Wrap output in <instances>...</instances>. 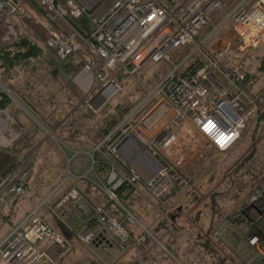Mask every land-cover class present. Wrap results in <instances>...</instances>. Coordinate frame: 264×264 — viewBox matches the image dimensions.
I'll use <instances>...</instances> for the list:
<instances>
[{
    "label": "built area",
    "instance_id": "built-area-1",
    "mask_svg": "<svg viewBox=\"0 0 264 264\" xmlns=\"http://www.w3.org/2000/svg\"><path fill=\"white\" fill-rule=\"evenodd\" d=\"M228 1L0 0V16L21 18L31 35L58 58L69 59L83 52L84 65L75 80L84 90L96 91L91 103L95 108L123 88L112 76L115 70L135 77L148 59L174 63L145 88V94L120 115L94 148L107 167L97 184L122 208L124 216L91 200L76 185L57 197L62 185L75 176L69 171L65 180L0 240V264H55L71 249V240L49 222L42 209L58 215L81 242L98 243L112 257L105 235V230L109 231L117 250L123 252L131 242L130 223L145 228L120 200L118 192L123 185L141 183L155 199L166 202L190 184L186 171L189 153L204 157L196 134L206 139L207 146L220 150L237 142L250 120L264 108V86L255 92L247 88L246 71L232 51L235 46L241 51L264 46V0L252 5V0H239L225 12ZM217 14L223 15L215 20ZM228 24L235 41L222 38ZM171 51L178 52L177 60ZM3 88L18 100L10 88ZM169 112L170 118L165 119ZM92 157L95 163L94 154ZM32 175L30 155L18 158L3 175L0 215L12 198L26 193ZM250 204L253 209L264 204L263 186L254 190ZM247 238L253 254L236 264H254L257 257L264 262V228L251 230Z\"/></svg>",
    "mask_w": 264,
    "mask_h": 264
},
{
    "label": "rangeland",
    "instance_id": "rangeland-1",
    "mask_svg": "<svg viewBox=\"0 0 264 264\" xmlns=\"http://www.w3.org/2000/svg\"><path fill=\"white\" fill-rule=\"evenodd\" d=\"M0 19L5 20L0 21V44L14 40L17 34L14 27L18 29L22 26L23 35L30 37L41 48V54L34 58L27 70L29 78L26 80L34 84L30 87L33 89L34 97L39 98L34 102L39 111L35 113V123L23 113L17 117L12 115L11 112L14 111L12 107L9 110L0 108V120L7 121L5 126L0 125V146L9 147L15 141H19V146L12 151L14 158L16 157L17 160L24 155H30L33 159V175L26 187V193L12 198L2 209L1 239L36 201L42 199L64 177L69 166L75 169L77 165L79 170L90 169L91 173L95 170L102 176L106 175L107 167L100 162L98 152L94 151L95 146L112 127V123L118 120L122 111L142 97L145 88L152 86L167 70H171L174 63L166 59L160 61L148 59L135 73V77L137 80L140 79L141 83L135 77L124 74L122 69L115 70L112 76L123 88L109 101L95 108L91 103L96 91L84 90L75 80L84 65L82 51L69 59L62 60L52 50L46 48L41 40L25 32L26 28L21 18L2 15ZM82 21L91 25L86 17H82ZM8 23L12 26H7ZM171 55L174 60L178 59L177 51H171ZM233 57L237 63H242L241 52L233 51ZM242 64L244 68L245 65ZM253 78L251 88L255 89L253 91L255 92L259 87L264 86V79ZM15 81L18 84V80ZM3 84L10 88L9 85ZM10 90L14 92H12L14 96L16 90L13 88ZM20 104L31 113L25 103ZM44 118L49 122L44 121ZM28 125H30L29 129L26 127ZM189 128L188 125L187 129ZM196 135L201 145L199 151L204 153V157L189 153L190 164L187 175L191 180L183 190L188 201L184 205L186 209L182 220H185L187 214L186 217L190 221L200 222V225L210 224V229L218 224L234 223L237 230L248 240L251 230L264 228V204L255 209L250 204L254 190L260 186L264 187V108L256 113L237 142L227 150L207 146L206 139L199 134ZM80 148H83V153L76 156V151ZM71 185H74L73 180L63 187L66 189ZM85 185L91 189V185L83 181V186ZM179 194L166 202H161L148 192L145 185L139 183L124 187L119 196L125 206L137 211L139 217L144 220L147 212L148 215L153 211L161 212L165 208L173 211L180 204L177 196ZM51 200L54 201L53 198ZM103 201L108 202L105 199ZM156 213L154 217H159L158 212ZM60 227L56 229L71 240L72 247L55 264H130V261L133 262L132 264H137L134 257H123L121 255L123 252L118 250H113V256L109 257L108 251L102 245L85 244L63 224ZM253 251L251 247L252 253L241 255L238 260L252 255ZM212 259L214 260V257ZM257 260L261 261V258H255L254 264ZM261 264L264 262L262 261Z\"/></svg>",
    "mask_w": 264,
    "mask_h": 264
},
{
    "label": "crops",
    "instance_id": "crops-1",
    "mask_svg": "<svg viewBox=\"0 0 264 264\" xmlns=\"http://www.w3.org/2000/svg\"><path fill=\"white\" fill-rule=\"evenodd\" d=\"M238 1L239 0H229L225 4V12L229 11ZM255 1L257 0H252L249 5H252ZM223 14L215 15L214 19H219ZM1 20L4 19H0V21ZM23 24L26 28L25 32L32 36L31 31L27 29L24 22ZM7 26L12 25L8 23ZM14 28L16 30L15 33H17L15 34L16 36L14 38L16 39L18 35L23 34V28L22 26H20L18 29L16 26ZM221 35L223 39H232L234 41L236 40V35L229 24L226 25V28ZM233 51L241 52V62L244 63V68L246 71V85L250 91H254L255 89L253 90V88H251V83L254 80L253 77H259V80L264 79V46L251 48L247 51H241L235 46ZM30 85L33 86L34 84L30 83L25 85V89L22 82L19 85L17 84L16 89H14L16 90L15 95L18 100L12 99L13 101L5 109L9 110L10 107H12V110H14L12 112L10 111L12 115H15L17 117L18 115L21 116V114L23 113L31 121H33V123H35L36 114L31 109V107L26 104V101L30 103L37 102L39 98L34 97L35 94L32 92L33 89H31ZM0 86L2 88L6 87L2 82H0ZM20 103H25L26 106L30 109L31 113L26 111ZM170 114L171 113L169 112L165 116V119H169ZM26 127H28L29 129L30 125ZM76 152V156L82 154L83 148L77 149ZM195 154L191 155L193 156ZM189 164L190 159L188 155V164L186 167L187 172ZM77 169V165L75 166V169L69 166L67 170L68 172L50 189V191L47 192L46 195H48V193H50L57 185H59V183L65 180L69 171H72L75 176L68 179L62 185L60 191H58L57 193V197L62 194L61 192H64L68 188L67 187L65 189V187L63 186L69 181L73 180L74 185L78 186L91 200L106 205L110 211L112 209V213L123 217L124 213L122 211V208L114 205L113 202L109 201L103 190L97 184V178L99 176H102V174L97 173L95 170L94 173H91L90 169L85 171H83V168H81L80 170ZM82 173L88 174L86 177H80L79 175H81ZM83 181L87 182V184H90L91 187H89L91 189L86 187L87 185L83 186ZM75 182L80 183L76 184ZM177 196L180 204L173 211H171V209L169 208H165V210H162L161 212L153 211L148 215L147 212L145 214L146 219L144 220L139 217L140 215L136 213L137 211L135 212L131 210L138 218V220L143 223L145 228L140 223H130L129 229L131 232V242L128 248L121 254L123 257H134V259H136L137 261V264H235L239 256L249 255L252 253L251 246L248 240H246V237L237 230L236 224L234 223H223L221 224L222 226L218 224L217 226H214L213 229H210V224L200 225V222L197 223V221H190V219L186 217L187 214L185 215V220H182L183 212L186 209L184 208V205L187 203L188 197L185 191H183L182 193L180 192V194ZM42 199L36 201L34 204H37ZM103 199L108 202L103 201ZM120 200L122 201L121 197ZM29 210H27L19 218V220L24 217V215ZM156 212H158L159 217H154V214H157ZM42 213L47 217L49 222L55 228H61L60 226L62 225V222L58 215L51 213L47 209H42ZM17 222H15V224ZM15 224H13L12 227ZM216 230L220 231V233L215 234ZM105 235L110 241V250L116 251L117 247L113 235L109 231H105ZM212 257H214V260L212 259ZM261 263L262 260L256 261V264Z\"/></svg>",
    "mask_w": 264,
    "mask_h": 264
},
{
    "label": "trees",
    "instance_id": "trees-1",
    "mask_svg": "<svg viewBox=\"0 0 264 264\" xmlns=\"http://www.w3.org/2000/svg\"><path fill=\"white\" fill-rule=\"evenodd\" d=\"M74 22L82 28L80 21L75 20ZM1 45L2 44H0V80L13 89H16L17 85L15 80H18V85L21 84V82L23 85L30 84V81H26L29 78V76H27L29 75V73H27V70L29 69V66L31 65V62H33L34 58L41 54V48L38 47V44L30 39V37H27L23 34L19 35L11 42L3 44L2 46ZM24 88L26 89V86H24ZM12 101V97L4 88L0 86V108H7ZM26 104L31 107V109L36 114L37 112H39L37 110V107H35L36 105L34 102L30 103L26 101ZM128 109L129 106L122 111L121 115L125 114ZM44 121L49 122L45 118ZM116 122L117 120L114 121L111 126H113ZM18 143L19 141H15L9 147L0 146V179L13 166V163L15 162L16 157L14 158L12 151H14L17 146H19ZM99 157L100 162L104 163V161H102L103 157L98 153V158ZM126 186L128 185H123L119 189V193ZM132 263L133 262L130 261V264Z\"/></svg>",
    "mask_w": 264,
    "mask_h": 264
},
{
    "label": "bare ground",
    "instance_id": "bare-ground-1",
    "mask_svg": "<svg viewBox=\"0 0 264 264\" xmlns=\"http://www.w3.org/2000/svg\"><path fill=\"white\" fill-rule=\"evenodd\" d=\"M0 115H1V114H0ZM2 117H3V116H2ZM6 122H7V121H6ZM6 122L0 120V125H1V126H5V125L7 124ZM11 230H12V229H11ZM11 230H10V231H11ZM10 231H9L8 233H10ZM8 233H7V234H8Z\"/></svg>",
    "mask_w": 264,
    "mask_h": 264
}]
</instances>
